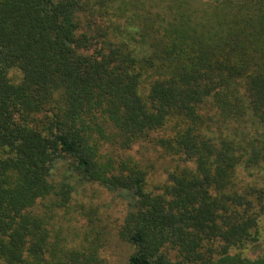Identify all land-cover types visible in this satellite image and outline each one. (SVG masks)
<instances>
[{
	"label": "trees",
	"instance_id": "1",
	"mask_svg": "<svg viewBox=\"0 0 264 264\" xmlns=\"http://www.w3.org/2000/svg\"><path fill=\"white\" fill-rule=\"evenodd\" d=\"M240 167L264 172V0H0V264L47 263L72 181L123 197L126 264H264Z\"/></svg>",
	"mask_w": 264,
	"mask_h": 264
},
{
	"label": "rangeland",
	"instance_id": "2",
	"mask_svg": "<svg viewBox=\"0 0 264 264\" xmlns=\"http://www.w3.org/2000/svg\"><path fill=\"white\" fill-rule=\"evenodd\" d=\"M141 149L138 160L151 166L147 187L156 191L175 162L152 145ZM253 172L240 167L237 182L259 185L264 172ZM55 175L57 179L62 176L61 168ZM72 183L73 190L65 205H52L47 212L49 247L44 253L46 264H126L133 247L116 234L124 215L123 197L95 182ZM263 237L264 221L261 219L258 240L237 249L238 252L245 257H255L261 251Z\"/></svg>",
	"mask_w": 264,
	"mask_h": 264
}]
</instances>
